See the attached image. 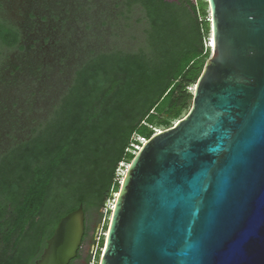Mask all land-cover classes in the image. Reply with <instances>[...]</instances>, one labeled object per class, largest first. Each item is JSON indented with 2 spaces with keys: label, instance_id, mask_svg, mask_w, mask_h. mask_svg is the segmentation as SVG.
<instances>
[{
  "label": "water",
  "instance_id": "95a60500",
  "mask_svg": "<svg viewBox=\"0 0 264 264\" xmlns=\"http://www.w3.org/2000/svg\"><path fill=\"white\" fill-rule=\"evenodd\" d=\"M210 56L188 112L137 150L99 264H264V0H206ZM82 205L34 264H69Z\"/></svg>",
  "mask_w": 264,
  "mask_h": 264
},
{
  "label": "trees",
  "instance_id": "16d2710c",
  "mask_svg": "<svg viewBox=\"0 0 264 264\" xmlns=\"http://www.w3.org/2000/svg\"><path fill=\"white\" fill-rule=\"evenodd\" d=\"M116 7L125 21L111 34L116 45L80 63L45 119L0 153V238L9 241L18 227L0 264H33L58 221L80 205L83 244L86 216L118 194V164H129L140 139L191 106L188 88L207 60L203 0H119ZM135 15L141 17L131 25ZM23 50L22 29L0 12V71L10 53ZM109 96L112 106L98 111ZM79 258L80 250L69 264Z\"/></svg>",
  "mask_w": 264,
  "mask_h": 264
},
{
  "label": "rangeland",
  "instance_id": "374dc122",
  "mask_svg": "<svg viewBox=\"0 0 264 264\" xmlns=\"http://www.w3.org/2000/svg\"><path fill=\"white\" fill-rule=\"evenodd\" d=\"M118 1L0 0L2 16L22 29L24 45L23 51L9 54L0 71V153L26 139L35 124L45 119L80 63L116 45L111 34L118 31L117 25L120 28L125 22L118 16ZM195 1L200 4V0ZM203 5L208 13L206 0ZM132 17L131 25L141 16ZM209 37L210 29L207 41L202 40L206 59L210 56ZM111 106L109 96L99 105L98 111L103 112ZM187 110L168 126H159L157 131L172 127ZM131 162H122L115 169L118 192ZM116 197L117 194H112L102 209L86 216L89 229L80 258L74 264H99ZM14 218L15 214L10 211L9 222ZM17 232L18 227L9 241L0 238V251L11 246Z\"/></svg>",
  "mask_w": 264,
  "mask_h": 264
},
{
  "label": "built area",
  "instance_id": "2783aa9c",
  "mask_svg": "<svg viewBox=\"0 0 264 264\" xmlns=\"http://www.w3.org/2000/svg\"><path fill=\"white\" fill-rule=\"evenodd\" d=\"M207 44H209L210 45V37H209V40H208V42H207ZM208 48L210 49V46H208ZM158 132V131H157ZM142 144L143 143H145V140L144 139H140L139 140ZM137 150H140V147H135Z\"/></svg>",
  "mask_w": 264,
  "mask_h": 264
},
{
  "label": "bare ground",
  "instance_id": "6f19581e",
  "mask_svg": "<svg viewBox=\"0 0 264 264\" xmlns=\"http://www.w3.org/2000/svg\"><path fill=\"white\" fill-rule=\"evenodd\" d=\"M208 46H212V39H210V45L208 44ZM117 196H118V194H117Z\"/></svg>",
  "mask_w": 264,
  "mask_h": 264
},
{
  "label": "flooded vegetation",
  "instance_id": "af4514ba",
  "mask_svg": "<svg viewBox=\"0 0 264 264\" xmlns=\"http://www.w3.org/2000/svg\"><path fill=\"white\" fill-rule=\"evenodd\" d=\"M43 249H44V248H43ZM42 251H43V250H42ZM39 258H40V257H39ZM37 260H38V259H37ZM37 260H36V261H37ZM36 261H35V262H36ZM35 262H34V263H35ZM34 263H33V264H34Z\"/></svg>",
  "mask_w": 264,
  "mask_h": 264
}]
</instances>
